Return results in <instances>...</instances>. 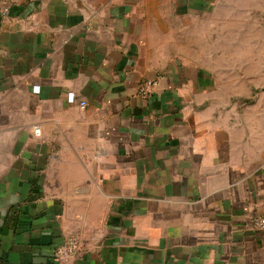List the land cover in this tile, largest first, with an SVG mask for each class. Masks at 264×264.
Masks as SVG:
<instances>
[{"label":"crops","instance_id":"obj_1","mask_svg":"<svg viewBox=\"0 0 264 264\" xmlns=\"http://www.w3.org/2000/svg\"><path fill=\"white\" fill-rule=\"evenodd\" d=\"M230 2L0 0V264H264V139L170 51Z\"/></svg>","mask_w":264,"mask_h":264},{"label":"rangeland","instance_id":"obj_2","mask_svg":"<svg viewBox=\"0 0 264 264\" xmlns=\"http://www.w3.org/2000/svg\"><path fill=\"white\" fill-rule=\"evenodd\" d=\"M172 34L171 54L210 70L228 114L263 140L264 0H231Z\"/></svg>","mask_w":264,"mask_h":264},{"label":"built area","instance_id":"obj_3","mask_svg":"<svg viewBox=\"0 0 264 264\" xmlns=\"http://www.w3.org/2000/svg\"><path fill=\"white\" fill-rule=\"evenodd\" d=\"M158 83L153 80H145L140 85V94L142 96L151 97L155 89L157 87ZM69 99L71 101L74 100V95L70 94ZM87 103L85 101H81L80 107L85 108ZM37 135H40V131L38 129L35 130ZM254 228L256 231L261 232L264 234V217H258L254 220ZM79 248V243L76 238H70L68 239L58 250V260H62L65 258H68L70 256H73L77 253Z\"/></svg>","mask_w":264,"mask_h":264}]
</instances>
